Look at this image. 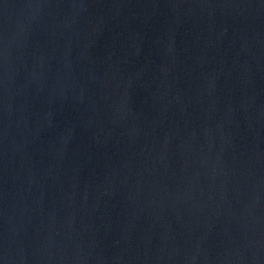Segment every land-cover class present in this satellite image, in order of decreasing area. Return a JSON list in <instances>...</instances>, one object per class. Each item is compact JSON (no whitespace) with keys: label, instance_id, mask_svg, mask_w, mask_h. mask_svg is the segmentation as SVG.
I'll use <instances>...</instances> for the list:
<instances>
[{"label":"water","instance_id":"95a60500","mask_svg":"<svg viewBox=\"0 0 264 264\" xmlns=\"http://www.w3.org/2000/svg\"><path fill=\"white\" fill-rule=\"evenodd\" d=\"M0 264H264V0H0Z\"/></svg>","mask_w":264,"mask_h":264}]
</instances>
